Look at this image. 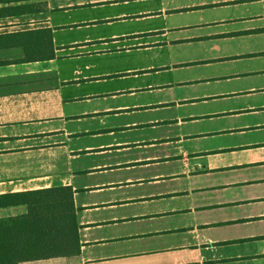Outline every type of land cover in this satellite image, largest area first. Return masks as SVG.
<instances>
[{
	"label": "rangeland",
	"instance_id": "374dc122",
	"mask_svg": "<svg viewBox=\"0 0 264 264\" xmlns=\"http://www.w3.org/2000/svg\"><path fill=\"white\" fill-rule=\"evenodd\" d=\"M66 1L48 0V7H51L48 11L49 20L51 23H60V25L54 27L53 32L55 45L60 48L57 53L60 76L68 79L73 77L78 80L77 82L71 80L66 82L63 91L72 92L79 98L88 97V99H79L69 105V111L92 115V113L100 114L103 111L118 108L148 107L175 98L185 99L189 97L195 99L192 103L185 102L181 106L138 109L128 114L121 112L118 114L108 113L99 120L82 118L66 122V129H72L74 132L80 133L79 136L69 137L66 141L67 147L71 149H94L99 145L114 146L122 143L146 142L151 138L159 137L147 143L155 146L154 148L133 147L104 154L80 153L72 161L79 170H93L89 173H79L74 179L77 188L75 194L77 207H80L83 202L88 205H97L96 208L91 207L87 210L80 208L76 213L78 221L90 220L101 224L99 227H92L84 232L88 237L103 239L102 243L93 244L94 247L90 251L94 254L108 256V258L114 257L112 255H119L120 257V255H126L132 251H147L162 247L177 251L180 247L193 246L208 238L210 240L229 239L230 237L245 235L247 232H257L264 228L263 221L254 219L245 224L199 226L202 221H219L220 218L230 217L240 218L249 214L257 217L255 213L264 212V199L250 201L252 198L264 197V165H254L236 171L226 169L211 175L204 173L192 174L199 172V164L201 167L210 164H214L216 167L234 165L236 161H244L238 159L247 156L240 153L244 152L242 150L236 149L231 153L224 149L264 142V109L261 108V104H264V93L243 92V90H249V87H252L253 90L264 87V75L258 73L264 71V55L260 54L264 52V28H250L253 25L264 26V0H232L225 3L233 4L190 9L191 11L187 12H171L162 19L135 21L130 20L128 17L121 20L116 14L122 12L128 15L139 10L150 11L154 6H158L159 2L151 1L136 4L128 1L125 4L116 3L113 6L103 4L93 7H70L66 11L54 9L57 3H65ZM69 1L76 2V0ZM189 1L169 0L164 1L163 4L166 8L171 9L172 6L182 3H188L190 6ZM210 1L203 0L205 3ZM219 1L212 0V3ZM250 16L253 17L252 21L247 19ZM257 16L261 17L256 18ZM218 18L225 20L246 18L242 21H233L231 24H234L235 27L237 24L239 26H237V29L224 33V35L229 36V34L236 32L238 36L245 34L246 36H252L255 33L253 31H257L262 36H255L253 39L233 46L229 45L230 48H226L224 51L239 53L241 56L236 61H219L208 67H194L190 76L206 78L207 81H201L192 88H174L173 90L162 88L160 91H155L154 88L145 89L147 85L149 87L153 86L154 81L162 79H165L164 81H174L177 79V73L157 75L150 73L149 75H139L135 78L129 77L126 79L113 77L105 79L104 82L87 80L86 78L103 73L122 72L127 68H139L162 61L193 60L200 57L204 51L194 45L162 47L152 50L154 54H151V51L148 50H135L133 48L128 51H105L106 48L113 49L112 44L101 46L100 43L93 41H91L95 43L93 49L90 45L87 46L88 48L86 47L85 44H91L87 42L78 43L79 47L74 44L71 47L67 46L73 40L81 42L83 39L85 41L94 40L98 36L109 37L111 34L143 32L152 27L188 26L187 29H190L189 25L192 23H206ZM108 20L110 24L107 23ZM84 23H87V25ZM187 29L181 30V33H187ZM167 37H170V35ZM142 39L141 41H144ZM177 41L184 42L181 39ZM120 43H122L121 46L118 45L113 50L127 49L132 46L125 44L124 41ZM144 45L142 44L140 47ZM78 48L80 51H87V53L75 56L74 53L79 51ZM101 49L105 50L101 51ZM94 50L98 52L96 53ZM161 69L162 66L153 67L152 72ZM122 74L125 76L126 73H117L116 76ZM236 74H239V76L233 77ZM226 76L229 77L227 82L224 80ZM102 77L104 76L100 75L94 78L100 79ZM130 87H133L134 90H131L133 92H129ZM111 92L114 93L113 96H111ZM234 111H238V113H234ZM172 117L181 120L171 125L162 123V121ZM189 117L194 118L188 119ZM144 121L158 124L152 127H128L134 124L139 125ZM149 124L152 125V123ZM119 127L128 128L116 129ZM96 129H110V131L93 136L83 134L84 131ZM162 136L170 138L178 136L182 139L180 143L167 145L169 139L160 138ZM167 146L168 150L178 151L180 149L188 153L221 151L208 153L205 157L200 156L198 158L199 163H197V157L193 155L187 156L185 153L175 152L170 156H164V158H171L172 160L157 161L154 164L147 161L148 163L144 165L146 167L139 166L124 169L121 166L120 168H112L119 164L144 160L147 156L160 158ZM160 148L163 150H160ZM262 153L258 152L259 155ZM174 160L184 165L182 175L181 173L171 174L172 172H178L180 169V166ZM97 167L111 168L102 171L94 170ZM206 170L211 172L212 169L206 168ZM190 174L192 175L185 179L182 177L171 178ZM154 177H159V179L155 182L146 181ZM233 179L236 182H254L209 189L206 190L209 193L205 196L212 201L218 199L225 202H246L228 204L220 209L192 210V207H196L198 202L195 192L191 193L193 189L200 185L202 187L217 186L222 182L232 181ZM137 180L142 181L140 186H113L110 189L105 187L111 183ZM83 183L87 184L88 187L100 186L101 189L82 190L81 184ZM183 191H187L188 194L178 201L176 199L170 200L166 196L154 197L149 200L146 198L166 193H169V195L173 193L184 194ZM141 198L146 199L143 201ZM129 199L131 200L129 201ZM107 203L113 205H106ZM188 203L192 206L190 211L171 212V210L178 207H182V209L189 207ZM160 213L166 215H163L161 219L154 216L151 221H148L145 217ZM154 230L158 231L155 233ZM82 233L80 231V234ZM214 248L212 253L215 255L232 254L240 251L237 245L230 244L215 245ZM146 255H149L150 258H156V260H162L168 256L159 250ZM126 258L129 259L130 257ZM107 260L106 264H118L116 260Z\"/></svg>",
	"mask_w": 264,
	"mask_h": 264
},
{
	"label": "crops",
	"instance_id": "0c3cea01",
	"mask_svg": "<svg viewBox=\"0 0 264 264\" xmlns=\"http://www.w3.org/2000/svg\"><path fill=\"white\" fill-rule=\"evenodd\" d=\"M128 1L134 3L141 2H153L158 1L159 5L154 6L150 11L139 10L135 13H129L128 15L119 12L116 16H119L121 20L128 17L130 20H141V19H157L164 18L167 14L171 12L180 11H191L190 9H200L202 7H213L219 5H228L233 3H225L232 0H220L219 2L209 3L203 2V0H190V6L188 3H182L177 6H172L168 9L163 4L164 1L169 0H76L75 3L67 0L65 3H57L54 9H60L66 11L70 7H81V6H95L107 4L108 6L116 5V3L125 4ZM246 1V0H242ZM240 1V2H242ZM238 3V2H237ZM51 7H48V0H0V196L9 193L24 192L28 190L41 189L52 186L68 185L72 190V202L76 208L75 217L78 209L87 210L88 208H96L97 205L87 203H81L80 207H77L75 202V194L77 191L74 179L79 175V173H89L93 170H79L72 163L74 158H76L80 153H96L104 154L111 151H121L129 148H139V147H150V139L146 142H132V143H122L114 146L99 145L97 148L91 149H71L67 147L66 141L69 137L79 136L80 133L74 132L72 129H66V122L71 120H79L82 118H93L102 119L104 115L108 113L118 114L119 112L123 114L131 113L133 110H145L151 108H168L167 106H181L185 102L192 103L195 99L186 97L185 99L175 98L174 100L159 102L157 104L148 107H132V108H118L114 110H106L100 114L92 113V115L84 113H76L69 111V105L73 104L79 99H88L87 96L84 98H79L72 92H64L63 88L69 80L77 82L78 80L71 77L60 76V70L57 64V53L59 51V46L55 45L53 32L54 27L60 25L59 22L51 23L49 20L48 11ZM257 16L256 18H260ZM253 17H248L252 21ZM239 19V20H238ZM238 19H223L218 18L213 19L206 23H192L188 26H176V27H152L143 32L134 33H120L119 35L111 34L109 37L98 36L94 40H84L79 42L78 40H73L68 43V47L73 44L78 46V43H91L85 44L86 47L95 48V43H100L101 46H108L112 44V48L121 46V41L125 44L132 45L127 49L113 50L111 48L101 49V51H128L130 49L135 50H148L151 54H154V49H159L162 47H176V46H188L194 45L198 48H202V55L196 59L189 60H172V61H162L153 65L141 66L139 68H127L124 74L116 76L117 73H103L97 76H104L100 79H95L93 77L86 78L87 80L92 79L97 82H104L105 79L117 77L119 79L135 78L139 75L145 76L150 73L157 74H168L177 73V79L174 81H169L165 79L154 81V85L149 87L147 85L145 89L154 88L155 91L166 88L168 90H173L174 88H192L196 84L201 83V81H207L206 78H196L195 76H190L191 70L194 67H208L213 65L215 62L219 61H236L241 55L237 52H225L226 48H230L229 45L233 46L237 43L248 41L255 38V36H262L257 31L252 36H238L236 32L229 34V36L224 35L230 30L237 29L233 21H242L246 18ZM110 21L108 20L107 23ZM87 25V23H84ZM110 24V23H109ZM63 26V25H62ZM77 26V24H75ZM250 28H264L262 25H253ZM187 29V33H181V30ZM47 30L50 33L51 49L52 55L48 58L47 49ZM246 33V32H245ZM263 33V32H261ZM144 34V35H142ZM170 35V37H167ZM145 39H142V38ZM197 38V39H196ZM144 40V41H141ZM184 40V42H178L177 40ZM95 43H93V42ZM177 41V42H171ZM165 44H161L164 43ZM119 43V44H115ZM148 43V44H146ZM99 44V45H100ZM145 44L140 47V45ZM93 45V46H92ZM136 45V46H135ZM88 48V47H87ZM110 49V50H109ZM79 50V48H78ZM84 50V49H83ZM98 50V49H95ZM94 52H98L95 51ZM87 53V51H77L74 53L75 56ZM264 55V52L260 53ZM162 69L159 71H154L153 67H160ZM262 76L264 71H260ZM239 76V74L233 75V77ZM264 77V76H263ZM229 77L226 76L224 80L227 82ZM164 81V82H163ZM249 90H243L244 93L249 92H260L264 93V87L253 90L249 87ZM133 87H130L129 92H133ZM111 96L114 95L113 92L110 93ZM215 97V96H214ZM261 108L264 109V104H261ZM238 113V111H234ZM194 117H189L192 119ZM181 119L169 118L162 123L171 125L172 123H177ZM149 123H152L150 125ZM180 123V122H178ZM154 122H146L139 125H129L128 127H152ZM128 127H119L118 130ZM105 131H110V129L101 130L96 129L92 131H84L83 134L99 135ZM166 138L167 145L180 143L182 138L177 137H160ZM159 147V146H157ZM168 146L163 149L162 156L154 157L147 156L144 160H136L135 162L125 163L122 165H116L112 168L130 169L132 167H146V163L151 162L152 164L157 161H167L172 160L171 158H164V156H170L175 152L185 153L187 156L197 157V163H199V157L204 156L208 153H217V151H205V152H185L183 150H168ZM242 150L246 158L238 159L244 160L242 162H235L234 165H226L216 167L214 164L206 165L200 167L199 172L192 174L204 173L211 175L212 173H217L226 169L240 170L247 169L251 166L264 165V142L260 144H253L249 146H242L238 148L224 149L225 151ZM223 150V151H224ZM168 152V153H166ZM258 152H263L261 155ZM203 154V155H202ZM148 161V162H147ZM175 161V160H174ZM177 165L180 166L178 172H172L171 174H180L183 172L184 165L180 162L175 161ZM151 164V165H152ZM150 166V165H148ZM111 167H97L94 170L102 171L104 169H110ZM212 169L211 172L206 170ZM171 177L173 179L177 178H188V176ZM170 175V174H169ZM168 175V177H169ZM170 178V177H169ZM159 177H154L146 181H156ZM141 180L137 181H124L122 183L116 182L106 185L107 188H112L113 186L125 187V186H140ZM254 181H239L236 182L235 179L232 181L222 182L219 185L213 186H197L191 191L195 192L197 196L196 207H192L190 203L189 207H178L171 210V212H186L196 209H209V208H222L228 204L243 203L246 201H231L225 202L221 200L212 201L208 199L205 195H208L209 189L224 188L227 186H235L242 183H251ZM81 189L98 190L101 189L100 186L88 187L87 184H81ZM184 194H172L169 193L154 195L146 197L147 200L154 197L166 196L170 200H181L186 197L188 192ZM146 198H141L145 200ZM3 199V198H2ZM263 198H252L250 201H257ZM131 199H129L130 201ZM3 201V200H0ZM106 205H113L112 203H107ZM26 211L25 204H0V220H6L13 216L23 214ZM163 213L152 214L145 216L148 221H151L154 216L161 219ZM253 217L251 214L240 217V218H220L219 221L209 220L202 221L199 226L213 227L217 225H234V224H245L250 220L254 219L256 221L264 222V212L255 213ZM144 217V218H145ZM77 236L79 249L78 253L71 256H57L44 259L35 260H25L18 262L17 264H106L107 259L116 260L118 264H264V228H261L257 232L245 233V235L230 237L229 239H206L203 242H198L193 246L180 247L177 251H172L173 249H167L168 247H162L160 249L154 250H139L132 251L126 255H119L108 258V256L101 254H94L90 251L93 244L98 245L102 243L103 239H96L95 237H88L84 234L86 230L92 227H99L101 224L99 222H94L90 220H77ZM264 226V225H263ZM183 228V227H182ZM80 231L83 233L80 234ZM158 230H154L156 233ZM237 245L240 251L234 252L232 254H218L215 255L214 251L215 245ZM157 250L162 251L167 254V258L162 260L153 257H149V253L156 252ZM208 251V252H206ZM110 256V255H109ZM126 257H130L127 259Z\"/></svg>",
	"mask_w": 264,
	"mask_h": 264
},
{
	"label": "trees",
	"instance_id": "16d2710c",
	"mask_svg": "<svg viewBox=\"0 0 264 264\" xmlns=\"http://www.w3.org/2000/svg\"><path fill=\"white\" fill-rule=\"evenodd\" d=\"M48 58L52 55L47 30ZM3 198V199H2ZM0 204H25L23 214L0 220V264L78 253L72 190L59 185L0 196Z\"/></svg>",
	"mask_w": 264,
	"mask_h": 264
}]
</instances>
